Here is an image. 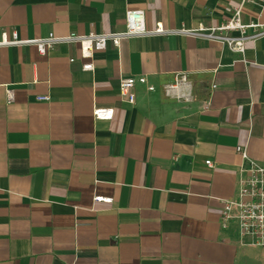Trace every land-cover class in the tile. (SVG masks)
Returning <instances> with one entry per match:
<instances>
[{"label": "crops", "instance_id": "obj_1", "mask_svg": "<svg viewBox=\"0 0 264 264\" xmlns=\"http://www.w3.org/2000/svg\"><path fill=\"white\" fill-rule=\"evenodd\" d=\"M236 5L0 0V35L118 31L128 9H143L149 29L217 26ZM241 18L264 23V0ZM244 46L180 34L123 38L92 57L79 42L45 55L0 45V264H264V247L220 220L222 200L236 195V146L264 162V36ZM182 73L191 101L161 89ZM141 75L155 89L136 83L130 103L120 80ZM95 106L112 118L96 119Z\"/></svg>", "mask_w": 264, "mask_h": 264}, {"label": "built area", "instance_id": "obj_2", "mask_svg": "<svg viewBox=\"0 0 264 264\" xmlns=\"http://www.w3.org/2000/svg\"><path fill=\"white\" fill-rule=\"evenodd\" d=\"M256 0H237V5L231 17L217 26H205L199 23L196 28L179 27L177 29H165L161 22L149 29L145 23L143 9H128L125 12V27L122 30L98 33H77L71 31L64 35H56L49 32L44 37L21 38L16 30H12L8 36L6 32L0 35V45H24L34 44L41 55H45L56 45L62 43L79 42L82 57H92L93 53L105 49L109 44L118 46L123 38L138 35H192L205 39L217 40L227 45L237 53H243L244 43L248 39H256L264 36V23L244 22L241 11L245 4L254 3ZM70 61L75 59L71 57ZM83 70H93V62H84ZM136 83L146 84L148 90H154L155 86L147 81L143 75L123 77L119 83L121 95L126 96L130 103L135 101L133 88ZM161 89L165 96L176 100L191 101L190 81L186 74L177 75L174 80L163 83ZM12 88L6 89V102L13 101ZM38 100H48V95H38ZM93 115L96 119H110L113 116L111 107H94ZM236 151L241 155V162L237 169L236 195L230 199L222 200L223 209L220 220L223 226L229 221L235 220L240 233L252 238V245L264 247V162L251 158L245 146H236ZM205 163L212 166L211 160ZM95 201H109L110 198L95 195Z\"/></svg>", "mask_w": 264, "mask_h": 264}]
</instances>
